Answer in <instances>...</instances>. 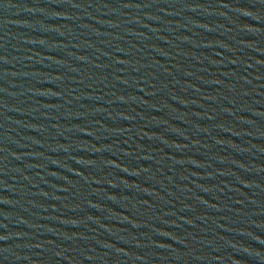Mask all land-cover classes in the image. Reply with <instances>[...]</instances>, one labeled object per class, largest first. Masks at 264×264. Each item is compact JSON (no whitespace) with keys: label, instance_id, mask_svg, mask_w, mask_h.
Here are the masks:
<instances>
[{"label":"water","instance_id":"water-1","mask_svg":"<svg viewBox=\"0 0 264 264\" xmlns=\"http://www.w3.org/2000/svg\"><path fill=\"white\" fill-rule=\"evenodd\" d=\"M0 264H264V0H0Z\"/></svg>","mask_w":264,"mask_h":264}]
</instances>
